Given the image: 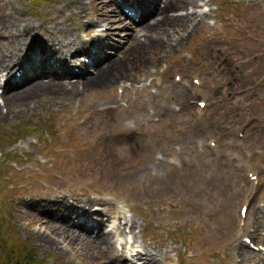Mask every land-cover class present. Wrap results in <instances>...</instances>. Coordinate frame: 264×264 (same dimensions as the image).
Returning <instances> with one entry per match:
<instances>
[{
  "label": "rangeland",
  "instance_id": "rangeland-1",
  "mask_svg": "<svg viewBox=\"0 0 264 264\" xmlns=\"http://www.w3.org/2000/svg\"><path fill=\"white\" fill-rule=\"evenodd\" d=\"M67 1L10 0L19 22H35L45 30L50 28V20L57 23L53 12L58 8L62 10L61 20L82 39L96 33L105 35L104 30L113 26L112 32L119 35L108 42L111 50L99 49L101 57L113 56L127 45V32L120 31L116 24L120 19L132 27L128 32L141 26L140 13L129 19L121 10L115 13L117 17L95 23L111 14V8H106L110 0H81L85 8L81 20L76 17L78 10L67 7ZM195 1L200 4L196 11H204L201 6L207 5L208 17L200 24L198 19L196 29L172 36L169 49L158 54L141 48L136 51L133 42L128 44L122 52L127 56L119 60L121 71L111 68L108 72L117 74L116 78L134 74L126 85L115 78L106 88L80 94L69 105H58L45 95L29 96L21 115L0 123L3 257L14 244L16 252L32 247L45 264H88L66 245L62 244V252L44 248L39 240L44 227L28 225L22 219L21 204L39 201L40 196L60 188L77 195L87 192L90 198L99 199L100 186L109 187L117 205V218L107 221L106 231L114 232L121 221L120 213L139 225L134 236L128 230L124 237L114 233L118 245L133 239L140 247L166 241L177 250L170 256L180 264H234L232 241L242 233L241 243L256 254L264 251V244L243 234V228L251 229L255 221L252 213L240 216L244 205L264 214V103L255 95H264V0ZM188 11L177 10L170 15L183 16ZM139 36L140 42L147 41L142 33ZM179 36L184 40L176 42L181 40ZM76 70L84 72L73 63L69 71ZM21 73L22 69L15 78ZM195 80L200 81V87H195ZM62 81L73 84L78 79L72 76ZM44 82L51 84L54 78L49 75ZM202 101L206 108L198 106ZM115 102L126 108L123 118L111 109ZM0 106V113L9 116L10 108L3 101ZM147 126L152 140L148 145L130 138L136 136L134 129ZM242 126L246 127L243 132ZM211 141L216 147L209 145ZM156 164L161 174L156 180H132L128 176L129 170ZM172 167L191 172L185 180L166 178L167 169ZM249 169L257 174L258 184L251 182ZM106 172L118 179L108 178ZM213 172L216 174L211 177ZM224 177L229 184L227 204ZM179 181L186 182L184 187ZM166 184L171 185L170 193L159 196ZM150 193L155 195L157 205L149 203ZM187 200L199 203L194 214L178 205ZM211 205L216 207L214 213H210ZM151 211L164 214V219L158 221L149 214ZM173 213L178 216L171 217ZM226 213L227 238H219L204 252L203 243L211 242L205 233L207 218L215 217L220 229ZM262 229L264 234V226ZM159 263L169 264L164 257Z\"/></svg>",
  "mask_w": 264,
  "mask_h": 264
},
{
  "label": "bare ground",
  "instance_id": "bare-ground-1",
  "mask_svg": "<svg viewBox=\"0 0 264 264\" xmlns=\"http://www.w3.org/2000/svg\"><path fill=\"white\" fill-rule=\"evenodd\" d=\"M68 6L78 10L76 17L81 20V14L85 10L81 0H69L67 1ZM199 6L200 4L195 0H110L106 8H111V14L107 16V19L103 16L95 23L102 24L105 20L111 19L112 15L117 17L115 13L117 10L119 12L121 10L123 15L129 19H133L140 13L139 25L141 24V26L133 28L135 31L128 32V29L132 27L120 19L116 24L120 31L127 32V36H129L127 45L120 52L114 53L113 56L101 57L99 49L111 50L112 47L108 42L119 35V33L112 32L113 26L104 30L105 35L96 33L90 38L82 39L77 34L74 36L72 29L67 26L65 21L61 20L62 10L59 8L57 12H53L56 15L55 20H58L57 23L50 20L51 26L45 30L41 26H35V22H33L35 25L26 21L19 22V17L10 0H0V83L4 82L0 86L3 91L0 99L10 108L9 116L0 113V123L9 117L21 115L25 108L24 100H28L29 96L45 95L50 97L51 101L58 102V105L65 103L69 105L80 94L90 90L98 92L100 89L106 88L117 77V74L109 75L108 72L111 68L118 72L121 71L119 60H123L127 56L122 52L130 46L128 45L130 42L135 44L136 51L141 48L159 54L165 49H169L172 36L176 37L181 32L184 34L190 28L196 29V21L199 19L198 24H200L208 17L206 14L207 5L201 6L205 12L196 11L195 9ZM124 8L131 12L130 16L124 12ZM177 10L191 11L183 16L170 15ZM140 33L144 38H147V41L140 42ZM157 34L161 36L159 37ZM179 38L181 40L176 42L184 40L182 36ZM84 56H86L87 62L84 61ZM73 63L78 64L81 69H86V73L83 75L75 71L70 72L69 69ZM90 68L92 69L88 72ZM20 69H22L21 75L19 78H15V73ZM49 75L54 78V82L46 84L44 79ZM133 75L130 72L126 73V75L116 78V81L126 85ZM72 76L78 81L73 84H64L62 79ZM21 87L23 88L20 89ZM114 104L111 109L120 118H123L126 108L117 102ZM99 111L104 112L103 109H99ZM146 130H148V126L141 129L136 128L134 129L136 136L129 134L130 138L139 141L142 145H148L152 140ZM190 172L180 167H172L167 169L165 177L185 180ZM127 173L132 180L142 178L156 180L161 176L158 164L129 170ZM211 174L210 176L214 177L216 173ZM106 176L115 181L118 179V176L111 172H106ZM223 181L225 198L226 194L229 197V184L226 177L223 178ZM184 183L186 182L179 181V185L182 187H184ZM98 191L102 194L99 199L90 198L87 192L77 195L74 192H66L62 188L49 191L40 196L39 201L21 204L22 219L28 225L44 227L42 228L43 232L39 235V240L44 248L62 252V244L66 245L72 253L75 252L77 256L82 255L88 264H125L126 261L128 264H160L159 258L161 257H164L169 264H180V260H175L170 256L171 252L177 250L172 249L166 241L154 242L148 247H140L133 239L132 242L125 241L118 245L114 239V233L124 237L128 230L134 236L139 225L133 218H128L120 213L121 221L114 226V232L106 231L107 221L117 218V205L114 204L110 196L108 186H100ZM170 191L171 185L166 184L159 196L167 195ZM154 198L155 195L150 193L148 200L153 206L158 204ZM227 202L228 198L226 197L224 203L227 204ZM178 205L194 214L199 203L187 200L181 201ZM19 208L20 204L16 211H19ZM209 208L210 213H214L216 207L211 205ZM248 211L252 213L255 221L252 223L251 229L244 226L243 234L247 233L256 243L263 246L264 214L254 207ZM133 212L135 213V211ZM149 214L158 221L165 217L164 214H156L153 211ZM177 216L178 214L173 213L171 217L176 218ZM215 223H217L215 217H212L207 218V222L204 224L206 236L211 240L210 243H203L204 252L212 247L219 238L224 240L228 236L227 213L223 215L220 229L216 227ZM141 231H144L143 226H141ZM241 237L242 233H238L232 241L231 248L236 254L234 264H264V251L257 254L252 252L247 245L241 243Z\"/></svg>",
  "mask_w": 264,
  "mask_h": 264
},
{
  "label": "trees",
  "instance_id": "trees-1",
  "mask_svg": "<svg viewBox=\"0 0 264 264\" xmlns=\"http://www.w3.org/2000/svg\"><path fill=\"white\" fill-rule=\"evenodd\" d=\"M14 247V244H12L8 254L4 257L0 252V264H45L37 258V254L33 251L32 247L25 252H16Z\"/></svg>",
  "mask_w": 264,
  "mask_h": 264
}]
</instances>
